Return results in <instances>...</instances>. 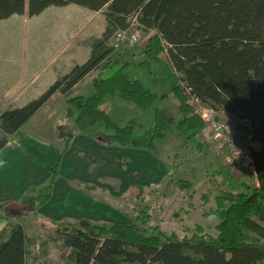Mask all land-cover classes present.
<instances>
[{"label":"trees","instance_id":"obj_1","mask_svg":"<svg viewBox=\"0 0 264 264\" xmlns=\"http://www.w3.org/2000/svg\"><path fill=\"white\" fill-rule=\"evenodd\" d=\"M68 5L103 12L106 29L101 38L93 40L87 62L76 65L39 98L0 114V151L9 136L57 93L77 113L78 132L104 123L102 139L108 144L154 151L156 139L164 138L174 125L181 136L189 134L187 140H195L206 126L189 104L194 98L216 112L249 121L260 149L252 148L259 187L251 193L224 192L213 213L220 219L215 237L199 225L194 231L185 228L191 235L183 238L158 227L151 228L153 234L148 236L150 215L143 209L131 223L111 227L86 223L58 229L66 253L64 264H264V0H0V21L26 13L35 17L51 6ZM134 22L140 31L153 32L140 54L144 60L137 66L169 65L179 101L178 118L157 109L155 121L141 135L134 134L132 125L120 127L101 109L108 97L141 109L152 107L157 100L141 80L125 72L128 63L110 77L104 73L120 63L119 59L106 62L114 53L110 46L114 34ZM93 72H99L93 80V94L73 97V90ZM61 160L62 155L52 169L51 185ZM50 198V194L37 195L31 190L24 204L27 213L36 214ZM0 264H28V237L21 225L0 233Z\"/></svg>","mask_w":264,"mask_h":264},{"label":"rangeland","instance_id":"obj_2","mask_svg":"<svg viewBox=\"0 0 264 264\" xmlns=\"http://www.w3.org/2000/svg\"><path fill=\"white\" fill-rule=\"evenodd\" d=\"M106 26L103 12H92L77 5L51 6L32 18L26 13L0 21V90H6L9 87L7 83L12 81L9 79L14 78L17 79L15 86L20 90L19 102L12 101L19 93H11L8 96L9 101L0 100V114L13 106H23L39 98L56 81L53 78V70L42 68L32 71L31 74L22 72L23 63L28 62L30 49L62 45L64 50H69L76 44L81 52H86L89 48L91 52L93 40L101 38ZM137 29L132 27L133 32ZM139 34L140 38L135 44L123 43L119 50L114 51L106 62L119 59L120 63L115 68H108L104 73L106 77H110L125 62L128 63L125 72L141 80L146 88L157 95L155 104L148 109H141L118 98L108 97L101 108L120 127L132 125L135 135L143 134L155 121L157 109L164 111L169 117L179 116V101L173 92L176 79L170 66H137L144 60L140 54L153 32L146 34L139 30ZM91 74L98 76L99 72ZM94 78L95 76H90L85 79L81 87L72 92V96L90 97L94 92ZM178 85L181 86V83L178 82ZM65 99L63 96L64 103H52L39 115V118L49 121V129L46 132L48 136L56 133L55 116L59 118L58 138L65 133H61L62 128H68L61 149L65 142H71L72 146L64 156V168L68 165L69 168L62 171V183L57 186L71 190L73 185L74 188L78 187L76 181H80L84 187L81 186L79 190L91 196H84L85 194L78 192L76 188L77 198L80 200L79 208L80 204L87 206L93 203L95 210V207H101L99 203H103L109 205L110 209L107 211L108 208L105 207L95 213L92 208H86L85 212L68 209L62 201L63 197L59 196L61 188L57 191L56 187L51 202L46 204L40 210V216L35 218L33 215L22 216V212L27 210L23 205L19 206L14 201L5 202L6 199L0 197V233L17 224L23 226L28 237V264L65 263L66 253L57 235V230L64 226L80 227L89 223L111 227L114 224L131 223L143 209L150 215L149 228L146 229L148 236L153 234L151 228L158 227L163 233H175L183 238L191 235L184 231L185 228L194 231L196 225H199L205 233L215 237L216 225L220 219L213 213L218 208V201L224 192L231 190L235 193H251L255 188L251 177L241 176L238 172L226 168L223 157L215 152L203 134L188 141L189 134L181 136L174 125L164 138L156 139L154 151L108 144L102 139L106 133L104 123L96 125L86 133L78 132L75 124L77 113L67 108ZM189 104L195 113L201 108L191 99ZM1 135L0 132V137ZM86 137L95 143L87 142V150L83 152L81 147ZM254 145L255 149L259 150V142H254ZM59 146L61 147V143ZM81 153L88 162L94 160L97 163L89 166L95 173L94 179L82 181L80 174L83 168L77 169V165L81 164L77 161L70 163ZM99 161L104 166L100 167ZM102 168L111 175L109 180L100 177L105 178L104 183L99 180ZM87 170L90 174L89 168ZM45 180L39 178L38 182L34 183L33 188L37 194L43 195L44 188L50 184L51 179L49 184ZM186 184H189V187L186 188ZM224 203L229 205L228 202ZM70 206L76 207L74 204ZM43 212H46L49 218L45 217Z\"/></svg>","mask_w":264,"mask_h":264},{"label":"crops","instance_id":"obj_3","mask_svg":"<svg viewBox=\"0 0 264 264\" xmlns=\"http://www.w3.org/2000/svg\"><path fill=\"white\" fill-rule=\"evenodd\" d=\"M14 16H19V15H14ZM61 46L62 45L51 48L35 47L33 49H30L28 62L23 63L22 72H24L25 74H31L34 71H36V69H42V68H44V70H53V78L56 79L57 81L62 76L68 74L76 65H80L84 63V61L86 62L89 59L91 53L90 48L86 52H81L76 44L74 45V47H71V49L69 50H64V48H62ZM67 46L68 45H66V47ZM90 76L97 77V75L90 74L85 79H87ZM9 80H12L11 83H7L8 84L7 86L9 87L6 90H2V89L0 90L1 101H9L10 97L8 98V96H10L11 93L20 92V90L17 89L15 86L17 83L16 82L17 79L14 78ZM84 81L78 84V86L73 91L78 90ZM19 96L20 93L17 94V96L12 101L19 102V98H20ZM58 101L59 103H64L63 95L61 93L55 94L51 98V100L36 115H34L18 132H16L12 136H9L8 144L0 151V160L6 161L4 166L0 167V197H4L6 199L5 202L14 201L15 203L19 204V206L23 205V207H25L24 204L29 196V192L31 190H35L33 186L35 185L34 183L38 182L39 178H42L43 180L46 179L45 181L47 183L49 179H51L50 184L48 183L49 184L47 186L48 188L45 187L44 191L43 189L41 190L43 191L44 196H47L49 194L51 195L50 201L48 203H50L53 198L55 188L57 187V191L61 188L60 185L57 186L58 183L59 184L62 183V178L60 174L63 175L62 171L67 170L69 168V165L64 168L65 165L64 156L66 155L67 150H69V148L72 146L71 142L67 141L65 142L63 149H61L62 142H64L63 141L64 135L67 134L68 128H62L61 133L62 131H65V133L60 135L61 138H58L59 137L58 135L60 134L58 133L60 132V128L58 127L59 118L55 116L54 119H56L55 124L57 128L56 133L55 135L54 133H51V135L48 136L46 132L49 129L48 128L49 121L45 118L44 119L39 118L40 113L47 106L51 105L52 103H56ZM65 104H66V99H65ZM18 107L21 106H13V108H18ZM217 116L219 118L226 119L231 117L234 119V117L230 113L224 111L218 112ZM233 119H226V120H233ZM84 141L85 143H83L81 147L83 152L87 150L86 148L87 142H94L91 138H87V137L84 139ZM60 143H61V147L59 146ZM136 153L142 154L140 152H136ZM60 155H62L63 159L61 160V164L57 171L58 177L53 182V185H51L54 176L52 169L57 165ZM85 158L81 153L79 154V156H77L74 160L70 162L72 163L73 161H77L79 162V164H81V165H77V169L81 170L83 168L80 174V178L83 179L82 181H85L87 179H94L96 177V176L93 177L95 173L91 170V167L89 166L95 165L97 163H95L94 160H89L88 162ZM67 162L69 164V161ZM98 165H100V167L101 165L104 166V164H101L100 161L98 162ZM88 168L90 174H88V170H87ZM100 174L101 175L99 176V180L103 181V183L105 182L104 180L105 178L109 180V178L111 177V175H109L110 173L104 168L100 170ZM101 176L105 178L101 179L102 178ZM234 179L236 180L238 178H234ZM244 180H246V178ZM76 182L78 186L76 188L78 189V192H81V190L79 189L82 186V183L80 181H76ZM73 186L71 187V190L66 188H61V193H60L61 195L59 194L60 197H63L62 201L68 207V209H71L73 211L78 210L77 212H85L84 210L86 208H90V209L92 208L91 210L95 213L96 210H101V209L104 210L106 207L108 208L107 211H109L110 206L105 205L103 203L102 204L99 203V205L103 208L95 207V210L93 203H89L87 206L80 204L82 209L79 208L78 204L80 203V200H78L77 198V194H78L76 192L77 189L74 188ZM81 193L83 194V192ZM84 196H91V195L86 193ZM18 200H20V202ZM73 204L76 205L75 208L70 206ZM45 206L46 204L42 206L36 214L27 213V211H25L22 212L23 213L22 216L33 215L35 218H37L38 216H40L38 215L40 213V210ZM43 213L46 215L45 217L49 218L46 212ZM101 216L104 217V214H102ZM52 221L58 222L57 220H52ZM64 227H70V226H64Z\"/></svg>","mask_w":264,"mask_h":264},{"label":"built area","instance_id":"obj_4","mask_svg":"<svg viewBox=\"0 0 264 264\" xmlns=\"http://www.w3.org/2000/svg\"><path fill=\"white\" fill-rule=\"evenodd\" d=\"M137 24L132 23L127 30L117 31L110 43L114 51L119 50L123 43L135 44L140 38L139 30L132 31ZM189 91H187V94ZM191 101L197 102L200 109L196 112L205 123L206 129L203 133L209 144H212L215 152L223 157V163L228 170L249 176L253 179L255 187H259V179L252 157V148H255L252 127L246 119H240L231 114L235 120H222L218 118L217 112L194 98ZM244 129L249 133L244 132Z\"/></svg>","mask_w":264,"mask_h":264},{"label":"clouds","instance_id":"obj_5","mask_svg":"<svg viewBox=\"0 0 264 264\" xmlns=\"http://www.w3.org/2000/svg\"><path fill=\"white\" fill-rule=\"evenodd\" d=\"M5 163H6V161L0 160V167H3Z\"/></svg>","mask_w":264,"mask_h":264},{"label":"bare ground","instance_id":"obj_6","mask_svg":"<svg viewBox=\"0 0 264 264\" xmlns=\"http://www.w3.org/2000/svg\"><path fill=\"white\" fill-rule=\"evenodd\" d=\"M193 103V102H192Z\"/></svg>","mask_w":264,"mask_h":264}]
</instances>
